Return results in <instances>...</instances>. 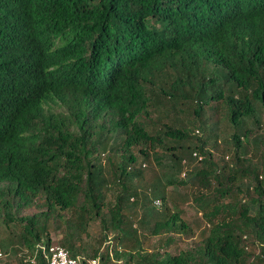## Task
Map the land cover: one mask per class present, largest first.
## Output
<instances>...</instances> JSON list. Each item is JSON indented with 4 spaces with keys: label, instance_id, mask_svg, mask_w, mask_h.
<instances>
[{
    "label": "trees",
    "instance_id": "16d2710c",
    "mask_svg": "<svg viewBox=\"0 0 264 264\" xmlns=\"http://www.w3.org/2000/svg\"><path fill=\"white\" fill-rule=\"evenodd\" d=\"M52 244L264 264V0H0V264Z\"/></svg>",
    "mask_w": 264,
    "mask_h": 264
},
{
    "label": "rangeland",
    "instance_id": "374dc122",
    "mask_svg": "<svg viewBox=\"0 0 264 264\" xmlns=\"http://www.w3.org/2000/svg\"><path fill=\"white\" fill-rule=\"evenodd\" d=\"M222 116L223 115H221V117ZM225 125H226V121H223L222 126L224 127ZM196 133H198V132H196ZM107 154H108V152H106V155ZM146 164L147 163H145V165ZM172 188L173 187H171V186L169 187V189H172ZM109 193H111L113 196L115 194V189H110ZM157 203H158L157 205H159V202H157ZM155 204H156V202H155ZM184 216L188 221L193 222V225L197 224V222L200 220V214H197L195 212L194 208L188 204L185 206V215ZM52 236L55 239V241L57 239H59V237H60L59 234H57L56 232H53ZM173 237L175 238V242L167 248L172 253H178L181 250L186 249L193 244V238H188V237L181 235V234H173ZM165 238H166V236H163V239H165ZM84 239L88 244L95 246L99 249L100 248L102 249L103 247H106L109 244L108 242H106L104 244L103 233L101 232V228H100L98 223L91 225V228L89 229V234H87V235L85 234ZM149 240H150V244L154 243V245H157V246L160 243L158 236L149 237ZM96 263H98V261Z\"/></svg>",
    "mask_w": 264,
    "mask_h": 264
},
{
    "label": "built area",
    "instance_id": "2783aa9c",
    "mask_svg": "<svg viewBox=\"0 0 264 264\" xmlns=\"http://www.w3.org/2000/svg\"><path fill=\"white\" fill-rule=\"evenodd\" d=\"M199 132V130H197ZM48 264H84V260L95 264L97 260L86 259L84 256H74L70 251L59 245L52 244L46 251Z\"/></svg>",
    "mask_w": 264,
    "mask_h": 264
}]
</instances>
